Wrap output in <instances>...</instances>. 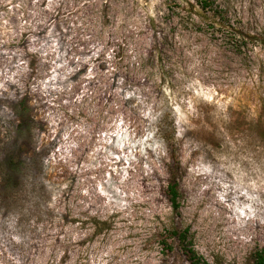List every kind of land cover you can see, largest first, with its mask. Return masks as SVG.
Returning a JSON list of instances; mask_svg holds the SVG:
<instances>
[{
	"label": "rangeland",
	"instance_id": "1",
	"mask_svg": "<svg viewBox=\"0 0 264 264\" xmlns=\"http://www.w3.org/2000/svg\"><path fill=\"white\" fill-rule=\"evenodd\" d=\"M188 1L0 0V264H192L187 227L253 263L264 0H216L256 35L240 49Z\"/></svg>",
	"mask_w": 264,
	"mask_h": 264
},
{
	"label": "trees",
	"instance_id": "2",
	"mask_svg": "<svg viewBox=\"0 0 264 264\" xmlns=\"http://www.w3.org/2000/svg\"><path fill=\"white\" fill-rule=\"evenodd\" d=\"M190 6L198 5V16H201L205 23L211 25L213 33H220L232 46L240 49L252 42L256 35L248 32L237 20H232L229 9L220 5L216 0H194L188 1ZM196 3V4H195ZM236 21V22H234ZM264 42V41H263ZM174 161L178 162V157L174 155ZM167 193L175 211L181 208V191L179 177L172 171V177L168 184ZM190 228L183 230L176 229L175 235L178 237L182 248L188 254L192 264H213L205 260L198 254L195 247L188 240ZM252 264H264V247L256 249L252 254Z\"/></svg>",
	"mask_w": 264,
	"mask_h": 264
}]
</instances>
